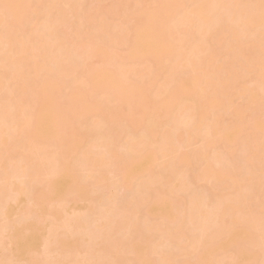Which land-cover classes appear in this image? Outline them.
<instances>
[{
  "label": "bare ground",
  "instance_id": "obj_1",
  "mask_svg": "<svg viewBox=\"0 0 264 264\" xmlns=\"http://www.w3.org/2000/svg\"><path fill=\"white\" fill-rule=\"evenodd\" d=\"M29 1L0 0V92L6 89L0 97V156L11 158L8 165L0 160V264H211L219 251V264H247L251 251L238 244L242 234L264 231V0H152L141 25L108 30V42L116 44L133 32L126 58L107 68L108 46L87 50V67L78 71L83 74L74 80L75 92L61 99L60 78L76 72L66 57L72 47L59 31L64 17L49 19L41 10L62 0H37L47 6L31 9L46 18L34 15L31 21ZM26 18L34 24L23 38L16 23ZM187 21L192 30L184 35ZM14 40L20 46H11ZM31 41L37 55H27ZM98 57L99 65L93 64ZM125 59H144L143 67L132 70L140 80L135 96ZM164 67L171 79L159 81L150 102L142 77H151L153 69L157 76ZM240 72H255L253 88L238 83ZM170 81L176 84L166 93ZM105 90L114 100L110 121L115 126L93 118L97 138L91 134L79 151L85 135L77 133L67 146L65 129L76 131L75 118L101 107L88 95L102 91L103 96ZM28 93L31 103L23 99ZM162 118L169 122L162 124ZM122 119L129 129L122 130L128 133L125 151L117 153L112 140ZM196 140L199 144L191 147ZM216 142L226 147L225 153L212 151L216 163H230L234 143L242 147L232 172L206 160V149ZM97 147L102 149L93 150ZM160 155L169 160L155 163ZM73 156L88 171L79 184ZM153 165L168 175L161 183L165 190L151 193L150 186L161 178ZM144 170L148 175L142 177ZM179 202L183 206L175 212ZM136 203L146 204L141 217ZM156 215L164 220H148ZM142 229L157 235L152 249ZM251 240L259 248L255 264H264V238ZM152 254L157 256L150 259Z\"/></svg>",
  "mask_w": 264,
  "mask_h": 264
},
{
  "label": "rangeland",
  "instance_id": "obj_2",
  "mask_svg": "<svg viewBox=\"0 0 264 264\" xmlns=\"http://www.w3.org/2000/svg\"><path fill=\"white\" fill-rule=\"evenodd\" d=\"M42 1H43L44 4H48V0H42ZM42 1L40 3H39V1L37 2V0H31V2L29 1L30 2L29 3L30 4L29 15H31L30 21H31V18L34 15H36V14H34L35 13L34 10L32 11V9H31V8H33L32 6H34V5L35 6L36 5L39 6L42 3ZM258 3L262 4V0H258ZM27 4H28V1L26 2V5H24V6H27ZM44 4H41L40 5L41 7L39 6V10H41L40 8H43L44 6H47V5H44ZM54 5L55 6H53V8L50 7V6H49V8L48 7L47 8L44 7L45 10H41V11H45V15L48 12L46 17H48L49 19L53 18L54 16L58 17V18H60V16H61V18L64 17L63 18L64 20L62 21L63 22L62 25L59 26L60 29H61V30L59 29V31L63 33V37H64V40L66 42V45H69L70 47H72L73 50H75V48H77V50L75 51L77 53L73 52V50L71 48L69 50L67 49V51L69 53H67L68 56H66V57L68 58V61H69V68H70L71 71H74V72L76 71L75 74H77L76 75L77 77L75 76L76 78H72L73 77L72 75L74 74L73 73L72 75L70 74L72 77L67 74L68 76L65 75L62 78H60L61 82H62L61 83L62 87H61V93H59L57 97H59L61 99V98H64L65 96H67L69 93L71 95H73V93L75 92L76 83L74 82V80L77 79V78H80L79 75L83 72L82 70L85 71L86 70L85 68L87 67V63H88L86 61V60H88L86 58L87 57V50H90L91 48H93V47H95L97 45H102V44H104V46H108L110 48V58H109V60L107 59L108 62L105 63L107 68H110L111 65H114V64H117L118 62H120V57L123 56L124 58H126L125 54H126V49H127V46H128L127 45V43H128L127 40L129 42L132 41V38H133V35H134L133 32L129 33L128 30H126V32H128V35L125 38L126 41L124 40L125 41L124 43L116 44V43H109L108 42V40H109V38H108L109 37L108 30L110 28H112V27H117L118 28V27L126 26V28L130 29V27H132V25H134V24L141 25L142 21L145 18L148 17L149 7L152 5V0H71L68 3H66L65 0H62V1H59L58 7L56 6V3ZM35 6H34V8H35ZM27 8L28 7L25 8L26 11L29 9V8L28 9ZM36 8H38V7H36ZM63 9L65 10V12L63 11ZM225 9L229 11L228 8H225ZM26 11H23V13H25ZM41 11H39V12H41ZM27 13H25V14H27ZM42 13L44 14V12H42ZM42 13H40L39 15L37 14L36 15L37 17H34V18H36V20H38V17H39V19H41L42 16H40V15ZM55 14H57V16ZM45 15H43V16H45ZM45 18L42 17L41 20H44ZM58 18H56V19H58ZM9 21H12V20L9 18ZM21 21L19 23H16L18 25V28L16 29L17 30L16 32H17V35L21 34L22 37H23L28 32V30H29L28 28L30 26H33L34 23L32 22L33 24L30 25V23H29L27 18H26V21L25 20L22 21V22ZM51 22H52V24H54L53 23L54 21H52V19H51ZM56 23H59V22L57 21ZM59 24H61V23H59ZM115 24H117L118 26H116ZM77 25H80L79 26V28H80L79 29L80 30V33H79L80 36H78V35L76 36V33L78 32V30H74V29L77 28ZM186 25L188 27L185 30V34L184 35H187L189 33V31L192 30V28H191L192 25L189 26V22L188 21H187ZM39 26H41V25L39 24ZM75 26H76V28H75ZM37 30H38V28H37ZM33 32H34V30H33ZM35 32H37V31L35 30ZM62 33H60V34H62ZM22 37H21V39H22ZM23 38H25V37H23ZM100 43H102V44H100ZM34 44H35V41H33V42L31 41V43H28V45H27L28 46L27 55H37L38 54V51L34 48L35 47ZM11 46L15 47V46H20V45L18 43L16 44V42L14 40L12 42ZM32 46H33V48H32ZM78 51H80V52H78ZM202 55H204V54H202ZM230 57H231V55L228 58H230ZM99 63H100V57L95 58L94 61H93V64L99 65ZM124 63L126 64V69L127 68L129 69V71L127 73V76H128V78H131L132 80L130 82H128V84L132 86L131 92H132V95L135 96L138 93V91H137V89L135 87L138 86V82L140 80L138 79L139 78L138 76L135 77L134 73H132V70L134 68H138L139 66L143 67L144 66V64H143L144 63V59H135V60L125 59ZM142 64H143V66H142ZM152 65L154 66V64H152ZM103 66L105 67V65L102 64V67ZM141 67H139V68H141ZM78 71H82V72L79 74ZM158 71L159 72H157V74H156L157 76H153L156 73V70H155V73H154V69H153V75L151 77L148 76L149 74L151 75V73H149L148 75H146V73H145L144 77H142V78H145L144 79V82L146 84L145 87L147 88V93L149 95L150 102L156 98L155 90L158 87L157 84L159 83V81H163V82L165 81L166 82L168 79L169 80L171 79V77H169V75L165 76L166 73H168L167 68H165V67L164 68H160V69H158ZM2 73H3V76H4L5 73L4 72H2ZM146 76H148L147 77L148 81L146 80ZM255 76H256L255 72H244V73H241L236 78L238 80V83L241 86L247 85V88H248V86L249 87L253 86L254 80H255ZM149 79H151L152 82H151V80L149 82ZM167 82H169V81H167ZM175 84L176 83L171 82V81H170V83H167L166 84V87H167L166 88V93H169L170 90L175 86ZM7 85H9V86L11 85L12 86V82L8 81ZM53 89H54V85H51L49 87L48 91H47V95H50ZM245 90L247 91L246 87H245ZM106 92L107 91L105 90V94H104L105 96L104 95L103 96L100 95V94H102V91H96L94 93L92 92L93 94L90 93V95H88V97L92 98V100H96L95 102H97L99 100L98 102L101 103V107H100V109H97L98 106L96 107V106H94V104L98 105V103L96 104L94 101H92V102H94V103H92V107H96L97 110L95 109L96 111L88 112V114L85 115V116L75 118L76 131L72 130L71 128H66L65 129V132L63 134V140L65 141L67 146L72 144L73 138H74V136H76L75 134H77V133H84V135H85V140L81 143L80 146L77 147L79 151L86 149V147L88 145V143H87L88 141L87 140L90 139L91 134H93V135L95 134L96 138H97V134H99V132H98L97 128H95V126L93 127L90 124L93 121V118H100V119L104 120L107 123V125L111 124L110 126H113V127L115 126V124H114L115 122L112 123L110 121V116H111L112 110L114 108L113 106H115L114 100L110 96H107ZM5 93H6V89L4 91L0 92V97L3 96ZM30 94H32V92ZM29 95H25L24 96L23 99H24L25 103L30 101L32 96L30 95V98H28ZM108 95H110V94H108ZM198 98L199 97H197V99ZM197 99L195 98V101ZM197 101L195 103H198ZM31 102H32V100L30 101V103ZM131 103L132 104L135 103L134 97L131 100ZM142 109H144V107ZM140 111H142V110L141 109H137L136 110L137 113H139ZM168 119L169 118H162L161 119L162 124L168 123L169 122ZM116 124L120 125L119 126L120 127V132L117 135L114 136V138L112 140V146H113V151H116L117 153H120V152H124L125 151L124 149H122V147L125 144V136L128 133H125L123 131H126V130L128 131V129H129L128 126H127L128 125V121L126 119H122L119 122H116ZM107 125H104V126L106 127ZM101 128H100V131H102ZM126 128H128V129H126ZM104 130L105 129H103V131ZM104 132L106 134L107 131H104ZM104 132H103V134H104ZM108 133H109V131H108ZM13 135H16V134H13ZM238 136H240V134ZM236 138L239 139L237 136H236ZM241 139H242V136L240 137V143H241ZM198 141L199 140L194 141L193 144L191 145V147L192 146L193 147L197 146L199 144ZM236 141L237 140H235V142ZM223 144L222 143L220 144V143L216 142L214 144V146L208 147L206 149V153H207L206 160L209 161V162H214L215 164L219 163L222 166L221 168L227 169L228 171L232 172V170H234L235 162L238 161L237 158H240L239 153L242 152V150H241L242 147H240V145L237 146L236 143H234L235 146L237 147V151H234L233 155L231 154L230 156H227V158L230 159V163H227L225 160L223 161V159L220 160L221 163L219 161H218V163H216L215 161H217L216 160L217 157L213 158L214 157L213 155H212L213 157H211V153H212V151L214 149H217V150L219 149L220 151L225 153V148L226 147L224 148ZM188 147H187L188 149L191 148L190 146H188ZM179 148H181V147H179ZM182 148L185 150L186 147L182 146ZM100 149H102V148L97 147V148H95L93 150L96 151V150H100ZM234 150H235V148H234ZM39 153L41 154V152H39ZM164 153H166V151ZM242 154H241V156H242ZM78 157H79V155H78ZM167 158L168 157H166V156L160 155V156H158L156 158L155 163H157V162L159 163L161 161H162V163H165V160H166V162L169 160V159L167 160ZM1 159L4 160V164L5 165H8V164L11 163V158H6L5 155H1L0 156V160ZM191 161H193V160H191ZM201 163L202 162H199L198 164L197 163L196 164L193 163L192 167L197 169L198 166L201 165ZM81 164L83 165V163H80L79 161H76L74 156L72 157L71 166H72V168H74V173L77 176L76 177V181H77L78 184L82 182L83 177L88 173L87 169H84L81 166ZM191 164H192V162H191ZM241 165L244 166V169L246 168L244 162ZM262 166H264V164L261 165V167ZM262 168H264V167H262ZM152 169H153V171L155 173H157V172L160 173L161 178H159V177L156 178V179H158L159 183H155V184L151 185L150 186V192L153 193V191L165 190L164 189L165 187H162L161 183L165 179L166 175H168V173L166 171H162V170L158 169L156 166L154 167V165L152 166ZM242 171H243V169H242ZM147 175H148L147 170H144L142 172V174H141L142 177H145ZM160 175L158 174V176H160ZM16 177H18V176H16ZM110 179H113V178H110ZM94 180H95V178L92 179V181H94ZM114 187H117L118 191H119V189H121V186H120L119 183H116L114 185ZM112 188H113V186L111 187V189ZM226 190H227V187L225 186L223 188V191H226ZM145 191L149 192V189L147 188ZM182 192L183 191H180V193H182ZM29 194L30 195H34L33 192H31V191L29 192ZM183 194H184V192H183ZM184 195L187 198L186 194H184ZM259 195H260V193H259ZM69 196H68V198H69ZM96 197L97 196L95 195L94 198H96ZM119 206H121V203H119ZM182 206H183V202L182 203L181 202L175 203L174 206H173V207H175V209H173V210H176L175 212H178V210H180L182 208ZM145 207H146V204L136 203L134 208L137 210V216L141 217L143 215V213L145 212ZM6 210H7V208H6ZM175 212H174V214H175ZM159 218H161L160 215L159 216L158 215H156V216H148V220H151V221H158ZM161 219L164 220L163 217ZM170 224L172 225V223H170ZM170 224H168V226ZM173 224H174V222H173ZM142 233L146 234L148 236V238L151 240L149 242L150 244L147 245V246H149L151 248L152 244H154L153 240H155V237L157 235L153 231L146 232L143 229H142ZM242 235H243V237L240 238V240H239L240 243L238 242V244L247 247L251 251V257H250L248 263L255 264V263L259 262V257L255 256V253H258L259 248H258V246H256V247L253 246V241L251 240V238L258 237V236L260 238H264V231L263 230H259V231H253L252 232V230H250L249 233H243ZM245 236L248 237L247 240H244ZM238 237H240V235ZM223 238L224 237L222 236V239ZM261 240H263V239H261ZM238 244H236L234 246H231L230 248L229 247H227V248H229V250H231V249L234 250L236 248V246H238ZM220 253H221V251H219L216 254V256L213 255L214 258H212V260H213L212 262L210 261L211 264H219L216 261V257H218V254H220ZM155 255L156 254H154V255L152 254L150 256V259H152L153 257L157 256V255L156 256ZM190 255H192V254H190ZM209 256H211V254H209ZM209 256H207V258ZM186 257L184 258L185 263H186ZM180 258H182V257H180ZM180 258H177L178 261H179ZM189 259L191 260L192 257L190 258L188 256L187 257V262H190ZM180 260H182V259H180ZM210 260H211V258H210ZM206 261H208V263H209V260H206Z\"/></svg>",
  "mask_w": 264,
  "mask_h": 264
}]
</instances>
